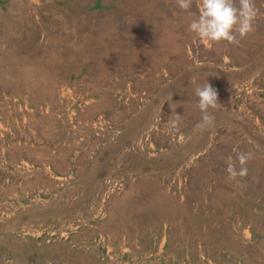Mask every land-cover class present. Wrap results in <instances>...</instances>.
<instances>
[{"label":"rangeland","instance_id":"rangeland-1","mask_svg":"<svg viewBox=\"0 0 264 264\" xmlns=\"http://www.w3.org/2000/svg\"><path fill=\"white\" fill-rule=\"evenodd\" d=\"M200 2L0 0V264H264V0L239 43Z\"/></svg>","mask_w":264,"mask_h":264},{"label":"clouds","instance_id":"clouds-1","mask_svg":"<svg viewBox=\"0 0 264 264\" xmlns=\"http://www.w3.org/2000/svg\"><path fill=\"white\" fill-rule=\"evenodd\" d=\"M179 7L189 10L192 0H178ZM258 14L254 0H201L195 17L189 24V30L203 42L239 43L240 38L245 37L253 30V22ZM196 105L202 117L196 125L198 130H207L214 125L215 117L209 111L215 109L218 103V93L208 82L195 89ZM168 101L165 100L164 103ZM170 132L178 131L181 116L173 113L166 121ZM253 158L251 152H238L233 160L229 158L226 164V172L229 180H236L248 174L246 164Z\"/></svg>","mask_w":264,"mask_h":264}]
</instances>
